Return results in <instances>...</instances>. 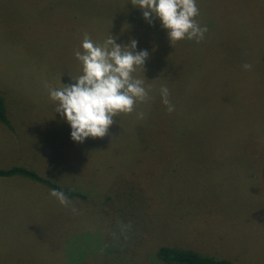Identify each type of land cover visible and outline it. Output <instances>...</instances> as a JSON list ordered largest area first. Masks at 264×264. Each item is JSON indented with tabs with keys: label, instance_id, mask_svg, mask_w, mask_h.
Segmentation results:
<instances>
[{
	"label": "rangeland",
	"instance_id": "obj_1",
	"mask_svg": "<svg viewBox=\"0 0 264 264\" xmlns=\"http://www.w3.org/2000/svg\"><path fill=\"white\" fill-rule=\"evenodd\" d=\"M196 3L203 40L171 44L131 0H0V167L85 194L0 178V264H164L163 244L264 264V0ZM84 33L147 50L151 99L78 143L49 88L82 74Z\"/></svg>",
	"mask_w": 264,
	"mask_h": 264
},
{
	"label": "clouds",
	"instance_id": "obj_2",
	"mask_svg": "<svg viewBox=\"0 0 264 264\" xmlns=\"http://www.w3.org/2000/svg\"><path fill=\"white\" fill-rule=\"evenodd\" d=\"M131 4L142 10L149 23L152 18L159 19L171 44L184 39L199 43L208 31L196 19L200 14L196 0H131ZM117 39L109 33L102 43H97L84 33L82 51L74 53L82 65V74L71 78L74 83L49 88L50 99L57 102L56 113L70 125L75 142L109 135V128L116 122L114 117L131 114L138 103L151 99L145 80L133 75L138 68L145 70L149 52L137 51L135 39L130 38L127 44L117 43ZM242 67L251 70L252 65L245 63ZM160 95L167 111L173 112L175 106L167 86L161 87ZM144 116L143 111L137 113L139 119ZM49 194L62 205L69 203L63 191L52 189Z\"/></svg>",
	"mask_w": 264,
	"mask_h": 264
},
{
	"label": "trees",
	"instance_id": "obj_3",
	"mask_svg": "<svg viewBox=\"0 0 264 264\" xmlns=\"http://www.w3.org/2000/svg\"><path fill=\"white\" fill-rule=\"evenodd\" d=\"M0 123L11 127L6 99L0 92ZM23 177L38 184L45 185L50 189L63 191L67 197L85 198L84 192L69 187L62 186L48 177L41 175L32 168L13 165L10 167H0V178ZM156 257L164 264H236L230 258L219 257L214 254L200 252L191 248H184L175 245L163 244L156 250Z\"/></svg>",
	"mask_w": 264,
	"mask_h": 264
}]
</instances>
